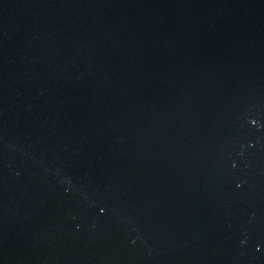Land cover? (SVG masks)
Returning a JSON list of instances; mask_svg holds the SVG:
<instances>
[{
    "label": "water",
    "instance_id": "obj_1",
    "mask_svg": "<svg viewBox=\"0 0 264 264\" xmlns=\"http://www.w3.org/2000/svg\"><path fill=\"white\" fill-rule=\"evenodd\" d=\"M0 264H264V0H0Z\"/></svg>",
    "mask_w": 264,
    "mask_h": 264
}]
</instances>
